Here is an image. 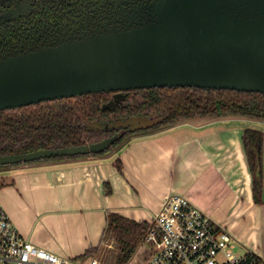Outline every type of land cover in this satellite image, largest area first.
<instances>
[{
	"label": "crops",
	"instance_id": "0c3cea01",
	"mask_svg": "<svg viewBox=\"0 0 264 264\" xmlns=\"http://www.w3.org/2000/svg\"><path fill=\"white\" fill-rule=\"evenodd\" d=\"M246 130L264 135V121H185L140 134L108 158L8 170L0 178V203L26 240L86 264L94 258L86 254L104 245L108 213L150 224L169 196L181 195L224 227L237 251L264 261V142L259 202Z\"/></svg>",
	"mask_w": 264,
	"mask_h": 264
},
{
	"label": "water",
	"instance_id": "95a60500",
	"mask_svg": "<svg viewBox=\"0 0 264 264\" xmlns=\"http://www.w3.org/2000/svg\"><path fill=\"white\" fill-rule=\"evenodd\" d=\"M114 22L120 25L101 23L51 47L0 59V111L165 88L264 96V0H151ZM221 117L226 116L175 124ZM136 136L116 147L117 139L107 138L25 156L1 155L0 171L53 164L45 161L50 158H108ZM35 161L40 163L32 165Z\"/></svg>",
	"mask_w": 264,
	"mask_h": 264
},
{
	"label": "flooded vegetation",
	"instance_id": "af4514ba",
	"mask_svg": "<svg viewBox=\"0 0 264 264\" xmlns=\"http://www.w3.org/2000/svg\"><path fill=\"white\" fill-rule=\"evenodd\" d=\"M147 1L151 0H0V59L51 47L61 40L95 30L101 23L120 25L113 21L131 15ZM130 92L135 96L143 94L136 91L90 94L86 95L88 100L81 96L0 111V156L56 151L77 142H80L78 146L92 144L90 141L98 137L92 139L87 133L91 124H116L135 114L138 105H129ZM116 96L119 102L115 101ZM92 102L107 115L92 119L88 116L91 110L79 107L81 103L86 107ZM111 103L115 104L114 108H107ZM110 133L107 138L121 136L117 130ZM57 159L45 161L52 163ZM37 163L40 162L31 164Z\"/></svg>",
	"mask_w": 264,
	"mask_h": 264
},
{
	"label": "trees",
	"instance_id": "16d2710c",
	"mask_svg": "<svg viewBox=\"0 0 264 264\" xmlns=\"http://www.w3.org/2000/svg\"><path fill=\"white\" fill-rule=\"evenodd\" d=\"M136 92H142L145 101L135 107V114H129L127 120L117 125L113 123L102 124V126L91 124V127L87 128V133L89 132L92 139L98 137L97 140H91V143L101 142L109 137L111 134L110 131L117 130L119 133L122 130L121 136L116 140V143L119 145L126 137L140 135L142 133L148 134L150 131L159 129L163 130L173 126L181 119L215 118L232 115L264 118V96L261 94L224 90L207 91L193 88H165L142 91L137 90ZM83 98L86 100L89 99L88 97L86 98V96H83ZM87 106H91V108H86ZM98 106L99 105L92 102V104H87L86 107L81 103L79 107L91 110L88 116L94 119L97 116L100 117V115H107V113L102 112L101 107ZM85 116L86 115H83V117ZM132 116L138 117L132 119ZM152 118H155V122L152 124L147 123L149 126L146 128L131 127L136 121L137 123L139 121L141 123L145 122L146 124L147 120L151 121ZM101 128L106 131L99 132L98 130ZM244 142L253 173L256 176V197L259 199V202H261L260 198L263 188L262 156L264 135L260 131L246 130ZM70 145L78 146L80 142ZM118 145L116 144V146ZM60 160L63 159H57L55 161L57 162ZM148 228L149 224L147 223H135L115 213L107 214V225L102 243L108 240H114L116 242L118 251L113 258V264H127L131 261L138 246L143 243ZM99 249L100 247L91 249L86 256L95 255L98 253Z\"/></svg>",
	"mask_w": 264,
	"mask_h": 264
},
{
	"label": "built area",
	"instance_id": "2783aa9c",
	"mask_svg": "<svg viewBox=\"0 0 264 264\" xmlns=\"http://www.w3.org/2000/svg\"><path fill=\"white\" fill-rule=\"evenodd\" d=\"M146 264H264L255 253L236 250L222 226L181 195L169 196L147 230ZM112 246H109L111 248ZM0 264H84L59 257L26 240L0 203ZM86 264H102L91 258Z\"/></svg>",
	"mask_w": 264,
	"mask_h": 264
},
{
	"label": "rangeland",
	"instance_id": "374dc122",
	"mask_svg": "<svg viewBox=\"0 0 264 264\" xmlns=\"http://www.w3.org/2000/svg\"><path fill=\"white\" fill-rule=\"evenodd\" d=\"M130 97L132 99H131L129 105L133 104L134 106H136V105L141 104V103H143L145 101L144 94H138L137 96H135L133 93L131 94V92H130ZM137 117L138 116H132L131 118L134 119V118H137ZM154 119L155 118H152L151 121L147 120L146 123L152 124L153 122H155ZM118 122H116V124ZM142 125L143 124H139L136 121V122H134V125H131V127L140 128ZM253 127H258V125H253ZM121 132H123V131L121 130ZM7 171L8 170L0 171V178L3 177L2 173H5ZM109 246H112V247L109 248ZM117 251H118V246H117L116 242L114 240H108V241H105L104 245H102L100 247L99 252L94 255V258L97 257L102 262V264H113V262H114L113 258L116 255ZM148 252H149L148 247L145 244L141 243L138 246V248L135 251V253L133 254V257H132L131 261L129 263H127V264H146L148 256H149ZM238 252H240V251H238ZM240 253H242V252H240Z\"/></svg>",
	"mask_w": 264,
	"mask_h": 264
}]
</instances>
